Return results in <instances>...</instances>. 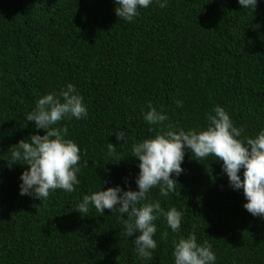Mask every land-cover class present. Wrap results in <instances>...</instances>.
Returning <instances> with one entry per match:
<instances>
[{
  "label": "trees",
  "instance_id": "16d2710c",
  "mask_svg": "<svg viewBox=\"0 0 264 264\" xmlns=\"http://www.w3.org/2000/svg\"><path fill=\"white\" fill-rule=\"evenodd\" d=\"M160 2L167 6L153 0L127 22L115 15L114 0H0V264H174L173 240L191 234L211 245L215 264H264V218L243 207V190L230 187L213 156L197 161L185 149L183 172L171 176L175 191L162 197L158 187L149 190L145 202L183 213L176 233L163 217L154 221L150 260L135 251L138 233H124L126 216L108 209L101 215L92 205L88 216L76 211L96 191L138 190L131 146L169 124L173 131L206 130L207 115L220 106L243 129L241 141L264 129V0L253 11L238 0ZM69 83L88 115L55 127L66 126L64 138L80 149V183L40 202L19 194L27 165H9L11 147L44 134L26 115ZM149 103L168 119L149 125ZM238 175L243 179V169Z\"/></svg>",
  "mask_w": 264,
  "mask_h": 264
},
{
  "label": "clouds",
  "instance_id": "9594fccd",
  "mask_svg": "<svg viewBox=\"0 0 264 264\" xmlns=\"http://www.w3.org/2000/svg\"><path fill=\"white\" fill-rule=\"evenodd\" d=\"M115 15L123 21L131 22L138 16V8H147L153 0H114ZM159 7L166 2L157 0ZM242 8L255 9L257 0H238ZM118 5V6H117ZM182 105L177 101V106ZM149 110L143 119L149 125H160L168 117L148 105ZM214 115H207L206 130L180 129L173 131V125L154 138L145 139L131 146L132 156L139 161V173L135 180L138 190H123L120 186L108 187L91 195H85L77 205L76 211L88 216L89 205L103 214L105 209L118 211L124 219L123 230L127 237L138 233L132 241L140 258L152 259L157 242L153 239L157 232L154 221L163 217L173 233L179 231L183 213L175 207L165 211L161 204L148 201L152 188H159L162 197L174 192L177 182L172 175L179 176L183 169L185 149L193 154L197 161L208 156L222 161V172L226 173L230 187L243 190L247 203L243 207L253 216L264 218V129L255 138L238 139L243 129L233 126V122L223 107L216 106ZM88 115L83 97L77 93L71 83L58 93L44 95L36 102L34 110L26 115V120L34 122L36 129L44 130L43 135L32 134L27 140H20L11 147L9 165L22 163L27 169L21 173L19 194L33 197L41 202L48 200L50 191L61 189L73 192L74 185L80 181L77 173L80 168V149L70 139H65L67 127H55L64 119H85ZM116 140L123 141V132H115ZM122 143V144H123ZM110 156L116 155V145L108 143ZM122 159L117 158V162ZM87 167L88 162L84 161ZM243 169V179L238 175ZM101 183H106V181ZM127 183V181H125ZM34 207H38L34 205ZM168 232L161 233V239H168ZM174 264H215L216 256L211 245L197 243L195 234L187 238L173 240Z\"/></svg>",
  "mask_w": 264,
  "mask_h": 264
}]
</instances>
